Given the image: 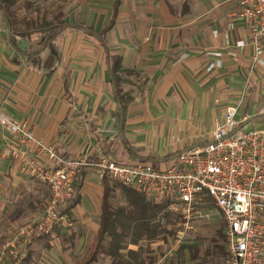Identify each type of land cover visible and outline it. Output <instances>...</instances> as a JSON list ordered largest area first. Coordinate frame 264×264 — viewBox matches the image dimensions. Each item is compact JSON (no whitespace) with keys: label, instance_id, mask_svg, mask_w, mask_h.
<instances>
[{"label":"crops","instance_id":"obj_1","mask_svg":"<svg viewBox=\"0 0 264 264\" xmlns=\"http://www.w3.org/2000/svg\"><path fill=\"white\" fill-rule=\"evenodd\" d=\"M62 3L69 13L64 22L97 33L115 16L105 33L109 54L96 37L68 27L40 54L43 60L54 56L52 67H36L12 45L11 28L0 16V110L27 121L61 157L107 155L118 163L144 161L166 169L179 152L211 140L230 105L239 107L241 129H264V67L252 61L250 45L237 57L230 54L235 41L249 38L233 17L237 0H119L117 10V0ZM14 36L32 50L42 39ZM214 51H222V65L208 71L218 60ZM10 138L0 125V219L16 228L43 214L50 190L24 173L19 159L2 155ZM38 161L51 163L46 154ZM81 174L82 186L70 201L75 227L37 239L44 243L42 249L31 245L37 261L56 246L60 264H81L87 257L110 179L92 168ZM127 245L124 253L138 249ZM110 263L101 256L92 264Z\"/></svg>","mask_w":264,"mask_h":264},{"label":"built area","instance_id":"obj_2","mask_svg":"<svg viewBox=\"0 0 264 264\" xmlns=\"http://www.w3.org/2000/svg\"><path fill=\"white\" fill-rule=\"evenodd\" d=\"M237 2L233 17L249 38L235 41L230 54L237 57L250 45L252 61L264 67V0ZM212 54L218 60L207 65L208 71L222 65V51ZM238 113V105L228 106L211 140L179 152L168 168L158 169L144 161L118 163L107 155L63 158L54 145L35 135L27 121L0 110V125L11 137L2 155L19 159L22 171L50 190L43 214L21 226L3 245L0 264L20 263L37 239L74 226L70 201L82 168L95 169L101 178L133 187L155 202H167V209L180 217L183 232L193 230L194 220L203 216L201 209L214 204L225 222L226 264H264V129H241ZM44 154L51 163L38 161Z\"/></svg>","mask_w":264,"mask_h":264},{"label":"trees","instance_id":"obj_3","mask_svg":"<svg viewBox=\"0 0 264 264\" xmlns=\"http://www.w3.org/2000/svg\"><path fill=\"white\" fill-rule=\"evenodd\" d=\"M18 1L19 0H0V16L7 21L11 28L12 45L19 52L25 54L27 59L36 67H52L54 56L50 55L46 60H43L40 54L68 27L83 30L87 34L96 37L109 54L105 33L113 26L115 16L109 26L101 33H97L93 29L82 24L66 23L62 20L61 16L52 21L40 17H30L22 21L17 18L14 9ZM118 4L119 0H117L115 10H117ZM15 32L27 40H31L34 36L40 35L42 39L39 43V47L34 50L27 49L25 44L17 42L14 36ZM112 74L113 82L115 83V68L112 69ZM122 106L125 110L126 105L122 103ZM83 170L82 168L76 176V191L82 186L81 173ZM116 186L122 190L126 204L118 207L113 205L111 202V195L116 187L106 179L100 230L87 257L82 260L81 264H92L99 260L101 256L109 257L111 259L110 264H145L146 260L145 257H143V249L141 247L137 250L127 249V252L124 253L123 250L127 248V244L133 243L139 245L142 240H155L159 237H166L168 233L175 234L177 232L175 226L172 228L169 226L171 224L175 225L180 217L167 209V202H155L136 191L135 188L126 186L122 183H117ZM56 230L57 229H55V231ZM223 230H225V222L219 231V235L226 243V235ZM199 248L198 245L193 244H185L180 247L181 252L185 254L186 251L187 258L191 261H195L199 258L201 250ZM212 253L223 258L225 263L229 256L227 246L225 244L216 243L213 251L211 252L210 249L205 251L201 263L196 264H203V262L207 261L206 257L210 256ZM36 261V251L30 250L28 256L18 264H35ZM151 263H153V259H151ZM170 264H180V261L171 262Z\"/></svg>","mask_w":264,"mask_h":264},{"label":"rangeland","instance_id":"obj_4","mask_svg":"<svg viewBox=\"0 0 264 264\" xmlns=\"http://www.w3.org/2000/svg\"><path fill=\"white\" fill-rule=\"evenodd\" d=\"M62 2L63 0H19L14 9L16 11L17 18L22 21L27 20L30 17H40L42 19L52 21L56 20L60 16L62 19H65L68 10H62V8L66 9L65 3ZM75 16L76 18L78 17L77 14ZM38 38L41 39V36L39 35ZM37 41L38 40H35L33 46L31 47L38 48ZM110 183L116 187L111 195V202L113 205L116 207L125 205L126 200L124 194L122 190L116 186L117 183L120 182L110 179ZM43 207H45V205H43ZM201 212H203V216L197 217L194 220L195 228L193 230L183 232L184 228L179 219L175 225L171 224L169 226L170 228L173 226L177 228V232L175 234L168 233L166 234V237H159L155 240H142L138 245V248L141 247L143 249V257H145L146 260L145 264H170L171 262L179 261L180 264L201 263V260L204 258L203 255L205 254V251L210 249L212 252L216 243L226 245L225 241L219 235V231L224 224L223 216L220 210L214 204H210L203 207ZM41 213L32 220L38 218ZM32 220L23 221L16 226V228H7L3 225L4 221L0 219V252L2 251V247L6 241L14 233H16L21 226ZM74 227L75 224L72 228ZM72 228L68 229L70 230ZM224 231L225 230H223V232ZM43 244V242L37 243L36 241L33 243L32 248L36 247L37 249H42L41 247ZM185 244H193L200 247V256L197 260L191 261L187 258L186 251L185 254L181 252L180 247ZM56 247L53 248V251H51L52 249L43 250L41 257H39L36 264H60L57 260V257L60 255L58 250L60 247H58V249ZM151 259H153V263H151ZM206 259L207 261L203 262V264H226L223 258L215 253L207 256ZM64 264L70 263L64 262Z\"/></svg>","mask_w":264,"mask_h":264}]
</instances>
